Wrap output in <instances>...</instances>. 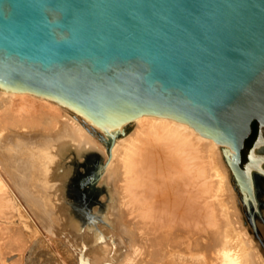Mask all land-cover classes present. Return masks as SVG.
I'll return each instance as SVG.
<instances>
[{
    "label": "water",
    "instance_id": "1",
    "mask_svg": "<svg viewBox=\"0 0 264 264\" xmlns=\"http://www.w3.org/2000/svg\"><path fill=\"white\" fill-rule=\"evenodd\" d=\"M0 84L110 130L143 114L190 124L231 147L260 200L264 0H0Z\"/></svg>",
    "mask_w": 264,
    "mask_h": 264
},
{
    "label": "bare ground",
    "instance_id": "2",
    "mask_svg": "<svg viewBox=\"0 0 264 264\" xmlns=\"http://www.w3.org/2000/svg\"><path fill=\"white\" fill-rule=\"evenodd\" d=\"M19 95L50 102L58 109L64 108V111L78 115L85 127L66 114L65 132L56 142H46L45 147L51 148L56 156H63L71 147L80 157L90 150L98 151L106 161L100 182L111 191L109 213L118 220V211L123 206L136 212L134 226L138 234H143L138 256H121L118 260L105 246L100 247L101 258L84 251L80 242L93 226L83 227L81 221L67 210L65 220L77 240L74 246L79 252L80 264H187L181 259L185 254L193 256L199 264H264L263 244L255 243L241 220L234 218L235 195L222 157L224 154L228 166L233 169L225 154L226 151L232 155L229 145L199 135L195 127L181 123V120L153 114L133 119L135 131L128 138L119 139L116 135L126 123L110 130L109 125L87 120L86 114L70 109L65 102L2 84L0 136L9 135L14 129L41 128V118L16 113L9 108L8 101ZM50 124L55 129L56 118L52 117ZM100 132L112 137L108 156L97 138ZM14 154V151L4 150L0 152V158L5 156L13 162V178L21 194L37 201L42 196L33 188L42 186L50 174L37 176L31 170L35 157L21 160ZM263 155L264 146L255 149V158ZM233 175L244 196L248 197V188L240 183L234 170ZM249 179L254 198H260L258 209L264 216V172L255 174L249 169ZM115 182L120 183L119 188L115 187ZM9 200L8 193L0 186V263L19 264L17 251L25 242L6 235L4 219L10 211ZM37 205L42 207L40 203ZM261 228L264 236V225Z\"/></svg>",
    "mask_w": 264,
    "mask_h": 264
},
{
    "label": "rangeland",
    "instance_id": "3",
    "mask_svg": "<svg viewBox=\"0 0 264 264\" xmlns=\"http://www.w3.org/2000/svg\"><path fill=\"white\" fill-rule=\"evenodd\" d=\"M7 104L13 112H23L41 118V128L23 131L14 129L9 135L0 136V152L14 151L13 156L21 160L35 157V165L31 170L35 171L37 176L50 174V178L45 179L42 186L33 188L37 195L42 196L37 202L33 197L23 196L17 188L13 178V162L5 156L0 158V186L8 193L11 204L4 219L6 235L18 237L25 242L17 251L19 264H80L79 252L74 246L77 240L65 220L67 210L81 221L83 227L93 226L80 242L83 250L91 256L101 258L102 246L118 260L121 256H138L143 234H138L134 226L133 217L136 212L123 206L118 211V220H114L109 213L111 191L100 182L106 164L105 158L96 150H90L80 157L72 147L63 156H56L52 154L51 148L45 147L46 142H56L60 134L65 132L67 115L80 121L84 127L85 123L74 112H66L64 108L58 109L50 102L46 103L26 95L13 97ZM52 117L57 120L55 129H52L50 124ZM135 129L134 121L126 123L116 136L119 139L128 138ZM87 130L95 134L89 128ZM97 136L108 156L112 137L102 132ZM256 148L258 147L251 146V158H255ZM222 157L235 195L234 218L240 219L244 230L253 241L263 244L264 247L261 230L264 216L260 208L258 209L260 203L252 202L250 195L244 196L233 175V169L228 166L224 154ZM253 172L257 174V170ZM258 172L260 174V171ZM115 187L119 188L120 183L115 182ZM38 203L42 207L37 205ZM142 258L146 256L142 255ZM181 259L187 264H199L190 254L183 255Z\"/></svg>",
    "mask_w": 264,
    "mask_h": 264
},
{
    "label": "flooded vegetation",
    "instance_id": "4",
    "mask_svg": "<svg viewBox=\"0 0 264 264\" xmlns=\"http://www.w3.org/2000/svg\"><path fill=\"white\" fill-rule=\"evenodd\" d=\"M253 126H254V131H256V123L255 122L253 123Z\"/></svg>",
    "mask_w": 264,
    "mask_h": 264
}]
</instances>
